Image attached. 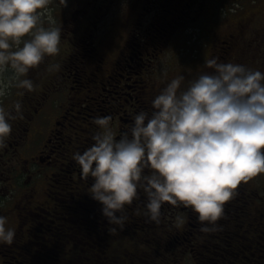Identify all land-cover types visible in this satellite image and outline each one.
Listing matches in <instances>:
<instances>
[{"label":"flooded vegetation","instance_id":"obj_1","mask_svg":"<svg viewBox=\"0 0 264 264\" xmlns=\"http://www.w3.org/2000/svg\"><path fill=\"white\" fill-rule=\"evenodd\" d=\"M90 1H94L96 8L92 15L88 12L83 20L71 19L72 12H81L83 6L68 1L66 14L58 23L67 36L62 35L61 50L54 56L53 65L59 64L60 68L46 73L45 63L53 56L46 57L39 70L37 67L26 74L36 85L34 91L13 86L14 94L3 98L6 110L15 111L14 102L20 100L23 111L22 117L12 121L13 131L7 147L0 151V215L8 217V226L16 232L22 233L24 226L34 230L42 213L57 223L66 219L64 212L62 216L58 214L73 198L79 196L86 204L92 178L82 175L73 153L82 152L94 143L92 138L99 128L94 119L111 116L113 130L119 137L120 133L130 131L136 113L151 110L152 100L167 85V79L176 77L177 61L169 54L176 52L180 44H176L178 31L166 42L157 41V36L150 32L164 18L157 17L165 11L163 0H155L153 7L143 6L144 12L138 15L139 0L114 1L118 12L112 18L116 26L112 34V24L108 27L105 18L98 16L106 0ZM176 1L175 28L181 25L186 8L196 5L194 0ZM202 1L199 16L205 11ZM195 11L198 13L196 7ZM257 19V15L239 18L227 33L213 28L209 39L213 47L221 44V37L231 42L228 48L233 56L226 57L225 51L218 56L220 61L243 64L239 45L242 37L251 33L259 41L264 38V23H258ZM166 58L169 59L167 66ZM204 70L210 71L207 67ZM65 89L67 95L61 100ZM246 197L244 193L235 196L234 205L238 209L230 208L232 199L227 202L225 215L215 230L202 232L197 214L183 205L166 202L160 222L150 221L143 214L146 197L141 192L129 205L126 214L129 219L123 232L129 233L128 229H132L143 233L145 244L136 248L138 253L127 264H264V212L247 209L255 202H248ZM76 225L85 228L84 236L98 229L97 223L93 224L90 219L76 221ZM59 226L55 228L57 231ZM42 233L45 235H33L36 241L22 238L31 250L29 253H24V246L15 241L10 246H0V264H53L47 260L49 257L31 261L37 258L33 255L35 248L47 250L61 241L55 234H52L55 242L50 240L48 230ZM91 258L85 262L93 261ZM73 263L71 258L64 262Z\"/></svg>","mask_w":264,"mask_h":264},{"label":"clouds","instance_id":"obj_2","mask_svg":"<svg viewBox=\"0 0 264 264\" xmlns=\"http://www.w3.org/2000/svg\"><path fill=\"white\" fill-rule=\"evenodd\" d=\"M53 2L0 0V151L7 147L12 121L23 116L20 100L12 111L3 98L13 86L34 91L26 74L61 50ZM59 3L66 7L68 0ZM204 64L210 71L187 85L182 74L173 78L151 110L136 113L130 131L119 137L111 116H97L94 143L73 153L82 175L92 178L89 195L101 205L111 232L125 227L126 208L141 192L150 221L160 222L167 202L190 208L201 231H213L241 182L264 173V72L218 57ZM15 237L8 217L0 215V246L12 245Z\"/></svg>","mask_w":264,"mask_h":264},{"label":"trees","instance_id":"obj_3","mask_svg":"<svg viewBox=\"0 0 264 264\" xmlns=\"http://www.w3.org/2000/svg\"><path fill=\"white\" fill-rule=\"evenodd\" d=\"M139 1L140 3L136 9L137 15L144 12L143 6L147 8L153 7V2L155 0H150V3L149 0ZM194 1L196 2V5L192 7V9L186 8L185 15L182 16L183 20L181 25L175 28V24L173 21L176 20L178 14H176V12H174L175 10L173 9L175 8V3H177V1L163 0L164 7L162 9H164L165 11L162 14L159 13L157 17L164 18H162L160 22H156V27L158 29L154 27L150 31L152 35L157 36V41L165 40L166 42L172 34L176 33V31H178V33L176 34H178L177 37H179L180 32L183 33L185 31H188L192 27V25L199 24H202L200 26L202 30L205 31L208 37L206 38V40L209 41L213 33V28L215 27V29H217V27L214 25V22H211L213 21V11L215 9L214 7L221 2L219 1L215 3L216 0H204L205 11L201 16H199L202 13L201 8L203 6L201 7L200 5L203 1ZM195 7L198 10V13H196ZM178 10L181 11V8H178ZM209 13L211 15V21ZM170 23L171 25H169ZM258 23H264V21H259ZM261 42H264V38ZM211 43L212 42H209V45ZM263 47L261 48L262 51ZM198 54L203 60L202 65H204V61L206 58L214 57V53L208 54V52L206 50L204 51L203 49H201V52H198ZM262 55L263 53L259 56H256L255 58H258ZM248 61L246 66H250L253 63V58L248 59ZM196 66H198V64L194 62V64L191 66V71L186 70L187 76L189 77L185 78L184 85H187L189 81L197 77V72L199 71V69L195 70ZM169 82V79H167L166 84H168ZM164 87H166V85ZM164 87H162L161 90ZM79 124L82 125V123H78V125ZM256 182L257 180L255 179V177L251 178L247 182H241V184L237 188L235 196H241V194L244 193L245 195H247L246 199L248 202H255L254 205L251 204L247 207V209L264 212V189L258 188ZM235 196L231 201V209L239 208L238 206L234 205ZM258 197L261 199H257ZM84 205H86V210L84 209ZM128 210L129 206H127L126 208V214L128 213ZM63 212L65 215L62 214ZM62 215L66 219H62L57 223L52 217V219L50 220L47 217V214L42 213L40 219H38L36 223V228L34 230H30L32 227L27 230V226H24V231L21 230L22 233L20 231L16 232L15 242L17 243V245L19 244L24 246V253L31 252L24 240L31 239L32 241H36L37 239L33 237V235H45L44 233H42V231L48 230L50 232V240H53L54 242L55 240L53 239L52 234H55L58 239L61 240L60 242H55L53 247H48L47 250H43L38 247L35 248V250L33 251V255L37 258H31L32 262H37L38 259L42 261L44 258L49 257L50 259L47 258V260L53 262V264H64V262L66 260H69V258L74 261L73 264H127L132 255L138 253L139 250H137L136 248H139L140 245L145 244L142 239L143 233L139 231L135 232L132 229H128V233L123 232V229H120V231H117V233L111 232L106 220L102 216L101 205L97 201L93 200L91 196H88L86 204H84L79 196L78 198H73L71 202L62 207L59 211L58 216ZM43 217L44 219H42ZM83 219H90L93 224L94 222H96L98 225L97 232L92 233V231L90 230L86 233L87 235L84 236L83 232L85 231V228L76 225V221H81ZM58 224L60 225L59 231L55 229ZM149 235H151V233H149ZM85 239H87V243H84ZM45 243L48 245H52L49 241H46ZM26 248L28 249V252L26 251ZM90 257H92L91 259H93V261L85 262V259ZM94 258H96L97 260L101 259V262H98Z\"/></svg>","mask_w":264,"mask_h":264},{"label":"rangeland","instance_id":"obj_4","mask_svg":"<svg viewBox=\"0 0 264 264\" xmlns=\"http://www.w3.org/2000/svg\"><path fill=\"white\" fill-rule=\"evenodd\" d=\"M68 1L74 2V5L76 3H80L83 6L81 12H74V11L72 12L71 19H78L80 21L83 20L85 17H87L88 12L90 15H92L91 13L95 12L96 8L94 7L93 4L94 1L93 2L90 0H68ZM114 1L116 2L117 0H113V1L110 0L109 5H106L107 3L106 0V3H104V9L102 11H98V16L101 18H105L104 22L108 25V27H110L109 25L112 24V27L110 28L112 29V31L110 34H112L113 30L116 29V26L113 25L112 18L118 12V7L115 6ZM219 1L221 3H218L214 7L215 9L213 11V21H211L210 13H209V17H210V21L214 22V25L218 27L219 30L222 31V33H227L228 31L230 32V28H229L231 27L230 25L236 23L237 19H239L240 17H246L249 15H252V17H254L257 15L258 16L257 22L264 21V0H216L215 3ZM89 2L92 4L88 5ZM50 7L53 9L52 16L55 20L56 25H58V23L62 20L63 15L65 16L67 8L63 7V5L59 3V0H54L53 4H51ZM74 14H76L77 17L72 18V15ZM45 23L46 24L48 23L47 20L45 21ZM200 25L202 24L192 25V27L188 31L184 30L185 32L183 33L179 31L181 36L179 34V37H177L176 39V44L180 43L175 48L177 51L174 52L173 54H169L170 58H174L177 61L175 65L177 67V70L174 72L176 76L182 74L185 78L186 77L188 78L189 76H187L186 70L191 71L192 69L191 66L194 64V62L198 64V66H196L195 69V70L199 69V71L197 72V76L201 72H205L204 68L206 66L205 64L202 65L203 60L198 54V52L199 53L201 52V49H203L204 51L206 50L208 54L214 53V55L216 54L215 56L217 57L222 56L223 52L225 51L228 52V54L225 55L226 57L230 55V49L228 48V46L231 44V42L221 37L219 39V42L221 44H217V47H213L214 45H212V43L209 45V41L206 40V38L208 37L205 31L202 30ZM127 27L128 29L131 28L130 26ZM62 35L65 38L67 37L63 33ZM259 40L261 39H257V38L254 39L251 33H247L246 35H244L242 37V40H240V44H239L241 48L240 58L242 59L243 61L242 63L244 65L247 64L248 59L253 58V63L248 67L252 69H260L262 72H264V47H263L264 42H261ZM225 41L226 43L224 44L223 42ZM216 43H218V41ZM262 47H263V51L261 49ZM262 53H263L262 56L255 58L256 56H259ZM230 56H233V54H231ZM48 58L49 57H47V59ZM54 61L55 58L53 56L49 58V62L47 61V63H45L46 73L49 72L48 68L50 65H53ZM168 61L169 59L166 58V66L168 64ZM40 68L41 67H39L38 70ZM8 75L10 74L9 73L5 74V76ZM13 89H14L13 87L10 89L8 95L14 94ZM64 91H65L64 95L60 96L61 100L66 97L68 90L65 89ZM59 102L61 101H58V103ZM58 106H59L58 108H60L59 104ZM255 179L257 180L256 182L258 185L257 187L263 189L264 173L258 174L257 176H255Z\"/></svg>","mask_w":264,"mask_h":264}]
</instances>
